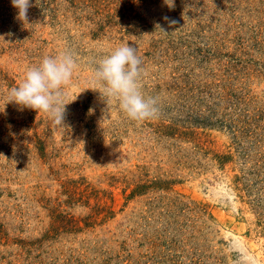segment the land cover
Wrapping results in <instances>:
<instances>
[{
	"label": "rangeland",
	"instance_id": "obj_1",
	"mask_svg": "<svg viewBox=\"0 0 264 264\" xmlns=\"http://www.w3.org/2000/svg\"><path fill=\"white\" fill-rule=\"evenodd\" d=\"M30 3L0 0V264H264V0ZM125 43L154 118L92 90ZM63 51V128L6 104Z\"/></svg>",
	"mask_w": 264,
	"mask_h": 264
},
{
	"label": "clouds",
	"instance_id": "obj_2",
	"mask_svg": "<svg viewBox=\"0 0 264 264\" xmlns=\"http://www.w3.org/2000/svg\"><path fill=\"white\" fill-rule=\"evenodd\" d=\"M11 5L17 10L16 18L24 24L28 23V10L32 6L30 0H11ZM164 19L168 20L167 17ZM169 22L175 24L174 20ZM157 28L163 31L159 25ZM77 67V61L70 52L44 56L38 65L26 69L17 86L8 90L6 104L14 103L21 109L46 114L54 127L63 128L66 105L76 99L68 102L64 88L70 83ZM144 72L136 47L122 44L99 60L92 73V83L96 86L92 90L99 91L106 102L115 101L131 121L154 118L157 101L153 97H145L139 83Z\"/></svg>",
	"mask_w": 264,
	"mask_h": 264
}]
</instances>
